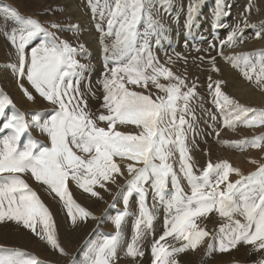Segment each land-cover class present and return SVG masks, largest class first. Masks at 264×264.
Masks as SVG:
<instances>
[{
	"label": "snow or ice",
	"instance_id": "obj_1",
	"mask_svg": "<svg viewBox=\"0 0 264 264\" xmlns=\"http://www.w3.org/2000/svg\"><path fill=\"white\" fill-rule=\"evenodd\" d=\"M89 4L93 18L99 14V21L107 23L106 30L97 23L106 69L99 81L103 90L101 108L104 109L99 115L88 110V101L79 86L81 73L88 66L77 56L84 53L85 45H73L31 15L21 14L14 6L0 8L3 19L16 25L9 29L5 24L4 28L16 50L17 63L12 67L18 79H26L40 98L54 106L50 112H21L6 93L0 92V223L22 225L66 255L50 209L23 174H30L35 181L47 186L63 203L71 223L76 225L78 221L97 218L75 201L68 181L75 182L92 197L102 199L95 186L108 190L107 182H116L114 174L123 175L114 160L119 157L127 161L131 177L117 194L122 197L124 208L112 217L114 233L102 234L96 239L90 236L84 241L80 264H114L121 245L122 225L129 215L130 198L134 194L138 198L139 212L126 254L133 258L144 255L140 241L152 230L154 220L146 203L149 187L153 206L158 202L165 209L164 231L151 244V264H179L180 253L196 249L209 237L210 233L197 221L213 211L227 218L228 223L221 225L212 236L218 247L208 243L209 252H228L240 244L264 250V164L244 175L227 160L209 161L197 174L186 144L187 133L193 130L196 119L190 107V101L197 96L196 85L189 86L184 78L175 75L152 54L148 36L159 27L151 15L152 0H104L103 4L100 0L96 3L89 0ZM198 6L199 0L189 5V23ZM217 8L216 14L220 15L219 4ZM145 20L148 28L142 33L139 25ZM60 27L51 23L52 29ZM70 27L78 30L79 25ZM244 28L257 29V25L245 20ZM105 36L115 37L111 47L105 43ZM255 37L264 38V27L255 31ZM37 39L40 42L26 52V47ZM238 39H244L239 25L221 45L231 46ZM230 59L237 66L243 65L244 77L252 80L255 73L257 84H264V50ZM211 61L218 71L215 58ZM108 62L114 66L108 68ZM161 77L168 82L162 83ZM149 83L163 95L156 94L154 98L151 92L145 94L132 87L147 89ZM214 84V89L212 83L208 88L213 93L212 103L224 117V125L231 128L237 123L249 127L264 125V108L241 105L221 91L222 81ZM19 86L27 99L35 102L33 93L23 83ZM89 94L95 95L91 88ZM209 115L212 120L216 119L214 114L209 112ZM99 122L105 126H100ZM129 125L138 131L118 130V126ZM32 129L46 134L49 143L34 139ZM233 143L261 148L264 135ZM176 152L179 153V173L187 181L190 193L181 186L177 170L170 162ZM233 173L240 178L231 181L229 177ZM110 207H115V202ZM237 215L243 217V222L235 218ZM168 237L177 243L166 246L162 242ZM4 252L5 255H0V264H43L36 256L17 248L4 249ZM72 264L77 261L73 260Z\"/></svg>",
	"mask_w": 264,
	"mask_h": 264
},
{
	"label": "rangeland",
	"instance_id": "obj_2",
	"mask_svg": "<svg viewBox=\"0 0 264 264\" xmlns=\"http://www.w3.org/2000/svg\"><path fill=\"white\" fill-rule=\"evenodd\" d=\"M67 1H69L70 4L72 5V8H74L79 13L78 15L80 17V20L79 19L75 20L74 18H71L69 16L56 17L57 13L61 14V13L66 12L65 10H66ZM236 1H240V0H199V6L197 8V11L192 17V22L189 23L188 7L190 4H193V2L195 3L196 0L195 1L181 0L179 1L180 3H176V4L170 0H152L151 9H150L151 15L153 17V20L157 21L159 24V27L151 31L148 36V43H149V47H150L152 54L155 52L157 53L162 52L163 56H166L168 54L175 55L176 52L182 53L181 51L188 52L190 48H188L187 43L189 44L190 41L187 39V36L191 37L192 42L201 41V42L207 43L210 39L214 38L213 36L214 33H212V30L217 31V25L219 24L218 18L227 16V14L223 11V9L226 7L229 8V6H231L233 3L235 5ZM241 1H242V6H238L237 4L235 6L242 7L243 10H248V12H251V9L256 8L257 4H258V8H261L262 6H264V4H260L262 0H241ZM103 2L104 0H100L101 4H103ZM92 3H96V0H92ZM178 4L180 5L179 7L176 6ZM218 4L220 5V10H219L221 11L220 15L216 14L218 11V8H217ZM226 4L229 6H227ZM2 5L3 6L4 5L14 6L19 10L21 14L31 15L33 18L43 23L45 27H48L51 31H55L59 37L69 40L71 43H73V45L84 44L86 46L85 51L83 54L79 55L78 57L80 58L77 57V59H79L80 61L83 60L81 63L86 64L88 68L90 69L92 68L91 70L87 68L86 71H89L88 75H90V73L93 75L96 72L97 74L95 73L94 76L96 75L98 78V76L101 77L102 74L106 71L105 59H104L105 53L103 52V45L101 43V32L97 28V23L100 22L99 14H97L95 19L93 18L89 0H50V1L44 0L43 3H40L37 6H34L35 4L32 3L31 0H0V8L3 7ZM198 14H200L201 16ZM236 14L241 15V13H236ZM243 15L245 16V14ZM0 16L3 17L2 14H0ZM244 16H242V18H244ZM61 18H64L63 19L64 21L58 20ZM65 18L67 19L69 18L70 20H65ZM3 21L0 23V25H5L8 23L7 24L8 28L14 26V22L11 20L5 21L3 19ZM51 23H57L61 27L59 29H52ZM100 23L102 24V27L106 30L107 29L106 21H103ZM75 24L79 25V28H78L79 31L77 29L73 30V28L70 27ZM62 26L64 28H62ZM82 26H84V30H82ZM261 27H264V25L257 27V29ZM66 28H68L71 33L70 32L68 33V29ZM147 28H148L147 21L146 20L142 21L141 24L139 25V31L143 33ZM81 30H82L81 39H85V42L90 41L91 43L94 44L92 45L93 47H90V46L88 47L87 44L83 40L80 39L79 32ZM65 31L68 33V36H65V33H64ZM170 33H171V36H170ZM4 34L5 32L2 33L1 28H0V35H4ZM84 36L87 38H85ZM104 40H105V43H107V45L110 47L113 44L115 37L105 36ZM39 42H40L39 39H37L33 41L32 43H30V45L26 47V52H29L30 47L36 46V44H38ZM98 44H101V45H98ZM245 45L246 43L243 44V46ZM225 54L226 53L221 55L219 58H217V60L221 64L223 63L226 64L230 69H232L233 67V70L238 71V69L241 68L242 64L240 66L235 65L233 62H231L232 60L228 56L227 57L225 56L224 57L225 59H223V56ZM99 56H102V58L99 59ZM158 58L160 61V59L162 58L161 55L158 56ZM223 60H226V61H223ZM16 63H17V54H16V50L14 46H12L11 44L9 46H3L2 44H0V92H3V90L6 89L5 87H7V90L9 91L7 95L12 99L13 103L15 104L16 109H18L19 111H20L21 106L23 105L24 106L23 109L25 110L26 113L29 111L50 112V110L54 106L46 102L45 100H43V98H40L38 94H36L34 90L31 88V86L28 84L26 79H18L17 73L14 71L12 67V65ZM113 66L114 64L112 62H108L107 64L108 68H111ZM195 67L196 68L199 67L198 64H196ZM200 67H203V66L200 65ZM204 69L206 70L204 72H202L201 69L197 70V73L201 75L200 77L201 83L199 85H202V83L203 84L207 83V81H209L208 76H211L213 74L212 67L207 66ZM86 71L82 72V74L85 73ZM160 79L162 83H167V81L164 80L163 77H161ZM253 81H256L255 75L253 76ZM242 82L243 84H246L245 83L246 81H244L243 79H242ZM20 83H23L24 86L28 88L30 92L33 93V95L36 97L35 102L29 101L27 97L23 95L24 92L19 86ZM186 83L188 85H191L189 84L190 81H187ZM79 86H80L81 92L85 94V98L88 101V110L90 112L95 113L96 115H99L101 111H104V109H102L101 107H93L94 104H90L91 102L97 103L99 101L100 102L102 101L103 93L101 92L100 87L97 85H94V88L91 87V91L95 93V95L93 96L89 94L90 87L87 85V83L85 82L81 83L79 84ZM132 87L136 91L144 92L145 94L149 93V87L148 89H145L140 86H132ZM214 88L215 86H213V89ZM205 89L206 90L197 91L196 92L197 96L190 101V107L194 110V116L196 119L194 121V128L192 131H189L187 133V139H186V144L189 149V155L192 157V163L194 165V169L197 171V174H199V171L202 170L203 167L206 166V164L202 162L201 155L203 153L208 154V147L210 145H211L210 147H215L217 149H220L221 144L223 142H228L227 143L228 147L225 148V150L227 151V158L224 160H227L231 164L230 157L233 153L232 147L235 144L233 143L235 142V139L233 136V128L224 125L223 115L218 113L219 111L216 109L215 105L212 103V99H213L212 91L208 88V85L205 86ZM156 91H157V94L163 95V93H159L157 89ZM252 108L260 109V108H264V105L259 106V107L256 106ZM209 112L216 116L215 120L211 119ZM8 114H11V110L8 111ZM186 119L191 120L192 117L186 116ZM99 124L100 126H105L103 122H99ZM238 124L239 123H237L236 125ZM118 130L122 132H129V133H135L138 131V129L132 125L118 126ZM217 132H219L218 136H217ZM222 132L223 134H221ZM261 135H264V125H254V126L249 127V135L246 139L250 141L253 137H257ZM33 138L41 141L44 144L49 143L46 134H42L40 132H39V135H35L33 136ZM24 139H26V137ZM254 149H259L261 153V159L260 161H255L256 163H253V159H252V152ZM244 151L247 153L249 157L248 163H243L241 167H237L233 163L231 165L235 168H238L242 174L248 175L249 173L256 171V169L258 168L260 164H264V145H262L261 148H254L250 144L240 146V152L242 153ZM212 153L213 151H211V154ZM78 154L85 155L80 152H78ZM208 156H209L208 160L211 161L212 163H217L221 161L218 155H217V158L211 157L209 154ZM114 160L116 161L117 164L120 165L123 175L121 176V175L114 174V178L116 182L115 183L107 182L108 190L100 188L99 185L95 186V190L100 193V197H102V199L98 197H92L89 193L83 192V190L80 189L75 182H72L71 180L68 181V184L69 183L71 184V182L73 183L74 188L77 191V197L73 196L75 201L79 203L81 206L87 208L97 218V219L89 218L86 222L78 221L76 225H73L71 223L70 219L67 216V210L65 209L63 203L59 200L58 197L56 198L54 195L53 197L50 198L51 200L57 199L58 203H54L53 201L48 200L49 198L43 199L44 195L50 192V190L47 189V186L35 181V179L32 178L30 174H23V178L28 182V184L35 191H37L38 195L42 194L41 199L45 203V205L50 209L51 213L53 209L56 210L57 212L56 222L63 221L65 223L66 230H67L65 237H69V236L70 237L68 239L62 238L58 232V226L56 227L55 225L56 234H57L58 240L61 246L63 247V249L67 247L65 246L66 243L70 245L68 246V249L64 250L65 253H67V251L70 252V250L74 248H75L74 251L76 250L81 251L79 252V254L81 253L82 255L81 254L79 256L71 255L72 256L71 261L75 260L77 261V264H80V262L83 259L82 248H83L84 241L89 239L90 236L93 239H96V238H99L102 234L114 233L115 227H114V224L112 223V217L115 216L118 210H123L124 208L122 197L120 198L118 197V200H117L116 196L121 191V187L126 185V181L129 180L131 177L129 176L127 172V168H126L127 161L122 160L119 157H114ZM170 162L173 163L174 168L177 170V174L180 177L181 186L184 188L185 192L190 193V187L187 181L183 178L182 174L179 173V153L178 152L174 153V156L171 158ZM137 166H140V165H137ZM239 178L240 177L234 173L230 174V177H229L231 181H235ZM40 190L44 194L41 193ZM69 190L71 192L70 188ZM124 191H126V188H124ZM137 199L138 198L135 194L130 198L129 215L125 218V221L122 225L121 245L117 250L116 257L114 258V264H151V260H152L151 251H150L151 244L154 238H158L164 231L165 209L158 202H155V206H153L154 200H153L151 189L149 187V192H148V196L146 199V203L154 215V220L152 224V230L148 232L147 235H145L144 238L140 241L141 250L144 252V255L142 257L133 258L126 254L127 245L128 243L131 242L133 238L134 222L136 219V214H138L139 212V206L137 203ZM114 202H115V207H110ZM53 203L57 206V208L56 206L53 205ZM108 213L110 214V216ZM105 216L106 218L102 220V218ZM235 218L240 219L243 222V217H240L239 215H237ZM197 222L201 227L205 228L210 233V235L209 237H205L204 241L201 244H199L196 249H189L183 253H180L177 257L179 264H201L200 263V253L203 248H204L203 249L204 251L203 261H206L207 258H205V256L207 257L209 253L208 247H207L208 243H214L218 247V242L213 241L212 236H214L218 232L221 225L227 224L228 220L227 218L221 217L219 213L213 211L211 214H209V216L198 219ZM90 223L92 224V228H90V231L82 239L81 244L80 245L74 244L72 240V236H71L73 233V229H76L77 226L84 227L85 225L90 224ZM69 229L71 231L70 233H69ZM3 235L6 236L7 238H13L9 245L10 248H17V249L21 248L23 249V252H26L28 254H30L31 252L32 255L36 256L37 251L33 248V246H40L41 243H44L45 250L43 251V255L51 257V258L54 257L52 260L54 264H72V262L69 260L71 256L68 257L69 254L65 255V254L60 253L58 250L53 249L50 245L47 244L45 240L40 239L30 230L24 228L22 225H17L14 222L0 223V240ZM162 243H166V246H170L177 242L174 241L171 237H168L166 238V241ZM241 247H244V250L242 251L243 253L247 252L245 259L243 261L244 264L250 263L251 262L250 260H253L254 257H256V255L259 254V252L262 251V253H264V250H255L253 245L246 246L244 244H240L238 245L237 248L232 249L228 252H224V253L213 250L210 252V255L212 257L218 258L226 253H229L231 254L230 256H234V258L231 261L228 260L224 264H238L237 263L238 261H236L237 256H236L235 251ZM246 247H248V249ZM193 253H197L198 258L194 256Z\"/></svg>",
	"mask_w": 264,
	"mask_h": 264
},
{
	"label": "bare ground",
	"instance_id": "obj_3",
	"mask_svg": "<svg viewBox=\"0 0 264 264\" xmlns=\"http://www.w3.org/2000/svg\"><path fill=\"white\" fill-rule=\"evenodd\" d=\"M170 1H172L173 3L176 4V3H180L179 1H181V0H170ZM190 1H195V0H190ZM31 2L35 4L34 6H37L38 4L43 3L44 0H31ZM36 3H38V4H36ZM236 4L238 6H242V1L241 0L240 1H236L235 5ZM260 4H264V0H262ZM235 5H234V3L231 6L227 5V6H229V8L226 7V8L223 9V11L227 14V16L218 18V23L219 24L217 25V31H214V32H217L220 35L218 38L214 37V38L210 39L208 41L209 43L208 42L205 43V42H201V41L190 42L189 44L187 43L188 48H190V50L188 52L181 51L182 53H178V52L175 51L176 52L175 55H169L168 54L166 56H163L162 52H159V53L155 52V53H153V55L156 56L157 58H158V56L161 55L162 58L160 59L159 62L161 64H164L166 67L170 68L171 71L175 75H178L181 78H184L186 82L190 81L189 84H191V85H189V86H192L193 84H195L196 85V88H195L196 92L200 91V90H206L205 86L209 85L208 83H212L213 86H215L214 82L217 81V80H220V81H222L221 91L224 94L228 95L230 98H232V99L236 100L237 102H239L241 105H244V106L250 107V108L256 107V106H258V107L259 106H263L264 105V84H257V82L253 81V79L249 80L246 77H244L243 74H242V71H241V68L243 67V65L241 66V68H239L240 70L238 69V71H237V70H233V67H232V69H230L226 64H224V63L221 64L217 60V58L220 57L221 53L222 54L226 53L224 56H226V57L228 56L229 58H231L233 56H239V55H243V54H246V53H257V52H259L261 50H264V38H256L255 37L254 31H256L258 29L244 28V21L245 20H247V22L249 24H256L257 27H260V26L264 25V23H263L264 22V6H262L261 8H258V4H257L256 8H253V9H251V12H248V10H243L242 7H236ZM176 6L179 7L180 5L178 4ZM49 7H51V6H49ZM44 10H45V8H44ZM65 11L66 12L61 13V14L57 13L56 17L69 16L71 18H74L75 20H77V19L80 20V17L78 15L79 13L74 8H72V5L70 4L69 1L66 2V10ZM236 13H241V15H238ZM243 14H245V16ZM198 15H200V14H198ZM242 16H244V18H242ZM63 19L64 18H61V19H58V20H63ZM65 20H70V19L69 18L68 19L65 18ZM2 21H3V17L0 16V23ZM97 21H95V22H97ZM59 22H61V21H59ZM260 23H262V24H260ZM237 25H239L240 28L243 29V37H244V39L242 41L238 39L231 46H229L227 44L221 45V41L226 40L227 36L233 31V29ZM14 26H15V24H14ZM0 28H1V32L4 33L5 32L4 25H0ZM62 28H64V27L62 26ZM66 29H68V28H66ZM82 30H84V26H82ZM82 30L79 32L80 39L82 38ZM69 32L70 31L68 29V33ZM64 33H65V36H68V33L66 31ZM170 36H171V33H170ZM85 38H87V37H85ZM81 40H83L85 42V39H81ZM89 42L90 41L85 42V43L87 44L88 47L89 46L93 47L92 45H94V44L91 43V42L89 43ZM183 43H181V44H183ZM245 43H246V45L243 46V44H245ZM0 44H2L3 46H9L10 45V42L7 39L5 34L4 35H0ZM98 45H101V44H98ZM178 47H179V45H178ZM5 49H6V47H5ZM232 49H233V51H232ZM99 51H101V50H99ZM213 57L215 58V68L218 69V71H216L213 68V64H212V61H211V58H213ZM78 58H80V57H78ZM158 60H159V58H158ZM223 61H226V60H223ZM196 64H198L199 67L196 68L195 67ZM200 65H202L203 67H200ZM207 66H210L213 69V74L211 76H208V78H211V80L209 79V81H207V83H205V81H204L205 84L202 83V85H199L201 83V79H200L201 75H199V73H197V70L201 69V71L204 72V71H206L204 68H206ZM88 69L91 70L92 68L91 69L88 68ZM235 69H237V68H235ZM258 70L259 69L257 68V71ZM88 73H89V71H86L83 74L81 73L80 84L85 82V83H87V85L90 88L91 87L94 88V85H97V86L100 87L101 92L103 93L102 87L99 84V81L102 79V76L101 77L98 76V78H97L96 75H95L96 77L94 76V74L96 72L93 75L91 73H90V75H88ZM254 75H255V73H253V76ZM242 79L244 81H246L245 82L246 84H243ZM148 87H149V92H151L155 96L157 94V91H156L155 87L151 83H149ZM5 88L6 89L3 90V92L8 94L9 91L7 90V87H5ZM23 95H25V94L23 93ZM90 104H94L93 107H101L102 101L101 102L99 101L97 103H92L91 102ZM23 108H24V106L22 105L21 108H20L21 112H25V110ZM216 112H218V111H216ZM31 134H32V137L35 136V135H39V131L37 129H32L31 130ZM221 134H223V132ZM248 135H249V126H247L245 124L239 123L238 125L235 126V128H233V136H234L235 142L236 141L245 140L248 137ZM210 146L208 147V154L211 157L217 158V155H218V157H219V159L221 161L227 158V151L225 150V148L228 147L227 143L223 142L221 144L220 149H217L215 147H210ZM211 151H213L212 154H211ZM232 151H233V153H232V155L230 157L231 164L233 163L237 167H241V165L243 163H248L249 157H248V155H247V153L245 151L242 152V153L240 152V146L239 145L234 144L233 147H232ZM208 154L203 153L201 155V159H202V162L204 164H207L206 163L207 161L209 162ZM252 159H253V161H260L261 153H260L259 149H254L253 150ZM72 182H71V184L70 183L68 184V187L71 189L72 196L77 197V191L75 190L74 185H73ZM41 193H43V192L41 191ZM49 193H46L44 195L43 199L49 198L48 200H51L50 198L53 197L55 194L54 193H50L49 194ZM41 195L42 194H39L40 198H41ZM117 200H118V197H117ZM51 201H53L54 203H58L57 199H52ZM54 203H53V205L56 206ZM56 208H57V206H56ZM52 214H53V218L55 220V225H56V227L58 226V232H59L60 236L62 238H64V239H68L70 236L69 237H65L66 233H67L65 223L63 221L56 222L57 221V212H56L55 209L52 210ZM98 216H99V214H98ZM109 216H110V214H109ZM104 218H106V216L103 217L102 220ZM90 228H92V224L91 223L85 225L84 227L77 226L76 229H73V233L71 235L73 243L76 244V245H80L82 239L90 231ZM70 232L71 231L69 229V233ZM12 239L13 238H7L4 235L2 236V238L0 240V255H5L6 254L4 252V249H9L10 248L9 245H10V242H11ZM63 242H64V240H63ZM69 243H70V241H69ZM65 246H67V247H65V249H68V246H70V245L66 243ZM246 246H248V245H246ZM33 248L37 251L36 252V256L38 257L39 260H41L43 262V264H54V262L52 261L54 257L51 258V257L43 255V251L45 250L44 243H41L40 246H33ZM246 248L248 249V247H246ZM19 249L23 251V249H21V248H19ZM203 249L201 250V253H200V263L201 264H224L228 260L231 261L234 258V256H230L231 254H229V253H226V254L218 257V258H215V257H212L210 255V252H209L207 257L205 256V258H207V260L203 261V257H204ZM74 250H75V248L71 249L70 252L67 251V254H69L68 257H70L71 255L79 256L81 254V253L79 254V252H81V251H77V250L74 251ZM243 250H244V247H241V248H239V249H237L235 251L236 252V256H237L236 257L237 258L236 261H238L237 262L238 264H244L243 261L245 259V256H246L247 252L243 253L242 252ZM24 251H25V249H24ZM76 252H77V254H76ZM30 254L32 255L31 252H30ZM193 255L198 258V254L197 253H193ZM57 258H55V259H57ZM247 258H249V257H247ZM69 260L70 261L72 260V256L69 258ZM250 261L251 262L248 263V264H256L257 262L264 261V253H262V251L259 252V254L256 255V257H254L253 260H250Z\"/></svg>",
	"mask_w": 264,
	"mask_h": 264
}]
</instances>
